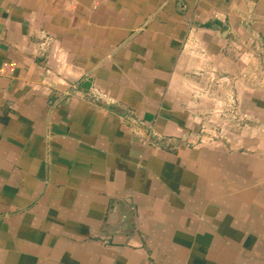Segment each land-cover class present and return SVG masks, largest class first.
<instances>
[{"label":"crops","instance_id":"1","mask_svg":"<svg viewBox=\"0 0 264 264\" xmlns=\"http://www.w3.org/2000/svg\"><path fill=\"white\" fill-rule=\"evenodd\" d=\"M0 264H264V0H0Z\"/></svg>","mask_w":264,"mask_h":264},{"label":"built area","instance_id":"2","mask_svg":"<svg viewBox=\"0 0 264 264\" xmlns=\"http://www.w3.org/2000/svg\"><path fill=\"white\" fill-rule=\"evenodd\" d=\"M207 115L209 116L208 122L212 125L210 126L211 131L213 129V133L215 134L214 137H216L217 133L221 138L227 137L225 134L228 132V128L225 124L228 123V121L234 120V109L232 108V110H230L229 104H223L221 101L217 100L216 106L208 111ZM207 130L209 131V133L207 132V138L210 140L213 139L208 135L211 134V131L209 129ZM223 134L224 136H222Z\"/></svg>","mask_w":264,"mask_h":264},{"label":"rangeland","instance_id":"3","mask_svg":"<svg viewBox=\"0 0 264 264\" xmlns=\"http://www.w3.org/2000/svg\"><path fill=\"white\" fill-rule=\"evenodd\" d=\"M195 89H199L198 87H196Z\"/></svg>","mask_w":264,"mask_h":264}]
</instances>
